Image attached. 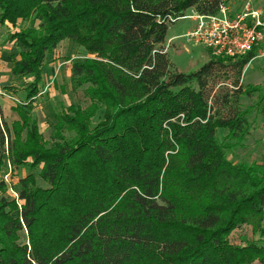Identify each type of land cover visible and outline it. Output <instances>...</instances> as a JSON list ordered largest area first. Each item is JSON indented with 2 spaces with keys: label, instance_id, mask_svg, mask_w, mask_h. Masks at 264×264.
Instances as JSON below:
<instances>
[{
  "label": "trees",
  "instance_id": "16d2710c",
  "mask_svg": "<svg viewBox=\"0 0 264 264\" xmlns=\"http://www.w3.org/2000/svg\"><path fill=\"white\" fill-rule=\"evenodd\" d=\"M223 5L0 0V27L24 48L9 57L24 99L11 125L0 112V172L6 158L27 171L15 199L0 181V264H264V160L232 158L251 116H264V86L241 83L257 50H207L211 58L185 73L165 47L187 12L216 15ZM64 41L93 56L71 64L69 84L94 103L57 112L45 141L33 112ZM243 96L256 103L244 109ZM244 225L253 237L233 243Z\"/></svg>",
  "mask_w": 264,
  "mask_h": 264
},
{
  "label": "rangeland",
  "instance_id": "374dc122",
  "mask_svg": "<svg viewBox=\"0 0 264 264\" xmlns=\"http://www.w3.org/2000/svg\"><path fill=\"white\" fill-rule=\"evenodd\" d=\"M225 4L231 8H236L248 0H225ZM257 7L264 10V0H252ZM226 5V6H227ZM239 6V7H240ZM185 18L177 20L169 27L167 35V44L165 45L168 56L171 62L182 72L189 73L197 71L210 58L211 55L203 45L195 44L190 40L187 34L194 29L196 22L190 18L192 11L187 12ZM28 24L21 20L18 22V29H23ZM13 29L10 26L0 27V51L4 49V45H11L10 55H19L24 48L15 42L8 41L10 33ZM6 55H9L6 54ZM93 56L86 55L82 49L76 47L72 41H64L51 54L48 63L43 69V87L41 94L36 99L34 109V117L37 120L40 133L44 136L45 141H49L54 126L58 123L56 113L65 110L68 111L69 106H75L80 109H87L94 103L83 90L72 91L69 84V73L71 64L75 61H84L86 58ZM10 67H5L2 81L0 80V112L8 124H12L19 120L17 113L12 111V108L23 101L24 93L18 85V77L11 74L12 64ZM1 72V73H2ZM28 79L26 81H30ZM241 83L251 86H264V51L258 52L254 58L244 69ZM13 87L15 90L9 89ZM232 89V86H231ZM17 90V91H16ZM241 103L244 109L256 103L255 98L243 96ZM104 110L100 109L96 113L95 123L103 118ZM254 119L253 128L247 140L244 142V148H237L233 153L232 158L235 161H262L264 160V116H251ZM74 133L65 129V136ZM4 167L0 172V181H5L8 184V190L3 195L12 200L17 198V189L19 188V177L26 175L25 169L12 171L11 161L6 158ZM247 235L253 237L251 226L244 225L238 228L235 232L232 242L239 243L238 237ZM256 239L258 236L255 237Z\"/></svg>",
  "mask_w": 264,
  "mask_h": 264
},
{
  "label": "built area",
  "instance_id": "2783aa9c",
  "mask_svg": "<svg viewBox=\"0 0 264 264\" xmlns=\"http://www.w3.org/2000/svg\"><path fill=\"white\" fill-rule=\"evenodd\" d=\"M189 17L196 26L186 37L203 45L213 56L237 58L253 49L264 51V14L250 1L234 15L225 4L216 15L192 11Z\"/></svg>",
  "mask_w": 264,
  "mask_h": 264
},
{
  "label": "crops",
  "instance_id": "0c3cea01",
  "mask_svg": "<svg viewBox=\"0 0 264 264\" xmlns=\"http://www.w3.org/2000/svg\"><path fill=\"white\" fill-rule=\"evenodd\" d=\"M248 1H250L255 8L260 9L263 12V14H264V10L261 9L260 7H257L252 0H248ZM245 3L246 2L242 3L241 6L239 5L240 7L238 6L236 8H231L229 5H227V4L226 5L228 6V8L230 10V13L234 15L235 13L240 12L242 10V8H243ZM10 47H11V45L9 43H7L6 45H4V49L2 51H0V80L1 81H2V78H3L2 75L4 74V72H2V71H5V67H10L11 66L10 65L11 63H10V60H9V57L11 56L10 55V50H11ZM8 53H9V55H6ZM69 75H70V73H69Z\"/></svg>",
  "mask_w": 264,
  "mask_h": 264
}]
</instances>
